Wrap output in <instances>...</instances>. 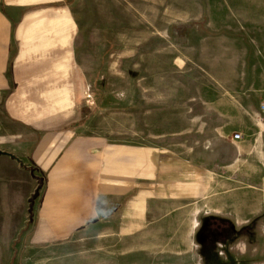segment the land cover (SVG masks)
I'll return each mask as SVG.
<instances>
[{
	"label": "rangeland",
	"instance_id": "obj_1",
	"mask_svg": "<svg viewBox=\"0 0 264 264\" xmlns=\"http://www.w3.org/2000/svg\"><path fill=\"white\" fill-rule=\"evenodd\" d=\"M65 6L45 12L43 21L68 17L72 122L116 147L120 158L123 148L147 151L158 167L148 170L143 200L132 198L134 226L126 238L95 229L54 236L37 217L42 189L29 206L23 198L37 182L21 176V189L10 191L15 201L0 194V264H264V114L256 113L264 100V0ZM73 93L79 105L71 104ZM46 104L28 107L33 119ZM50 108L53 118L62 113ZM241 200L259 212L235 209ZM197 212L200 227L192 236ZM237 221L244 226L237 229ZM237 240L247 243L246 254L236 250Z\"/></svg>",
	"mask_w": 264,
	"mask_h": 264
},
{
	"label": "crops",
	"instance_id": "obj_2",
	"mask_svg": "<svg viewBox=\"0 0 264 264\" xmlns=\"http://www.w3.org/2000/svg\"><path fill=\"white\" fill-rule=\"evenodd\" d=\"M65 2L0 0V194L3 199L6 191L9 201H15L10 191L18 192L19 178L22 176L26 182L29 176L42 191L36 188L23 201L32 206L37 190L40 191L37 217L54 236L64 238L95 229L98 233L107 232L108 238L118 234L119 238H126L131 236L134 226L132 198L143 200L142 188L150 180L148 170L157 169L158 162L147 151L130 147L123 148L120 158L116 147L83 133L72 122L68 17L64 15L62 21V15H58L49 24L43 21L45 12L61 11L66 8ZM42 26L48 30H40ZM53 76L58 80L54 79V84ZM53 86L55 93L51 91ZM70 86L75 90L73 84ZM42 102L48 106L39 108L33 119L28 107ZM51 103L62 110L54 118ZM71 104H80L76 93ZM261 105L264 100L256 104L258 115ZM1 131L12 132L1 134ZM20 131H28L29 136L35 137L24 139ZM3 135L8 140H3ZM133 183L139 186L133 187ZM135 188L140 191H133ZM255 207L256 213L259 212V205L254 206L248 200L235 201V209L243 213H250ZM121 208L119 223L115 224L117 210ZM141 217L142 213L138 219ZM112 263L115 262L109 259L108 264Z\"/></svg>",
	"mask_w": 264,
	"mask_h": 264
},
{
	"label": "clouds",
	"instance_id": "obj_3",
	"mask_svg": "<svg viewBox=\"0 0 264 264\" xmlns=\"http://www.w3.org/2000/svg\"><path fill=\"white\" fill-rule=\"evenodd\" d=\"M198 216H199V213L198 212L195 213L194 216H193V219L191 221V224H190L189 234L192 235V236L195 235V232L200 227V222H199ZM235 225H236L237 229H239L242 226H244V223L240 222V221H237L235 223ZM220 246L221 245L218 244V249H220ZM234 246H235L236 250H238L240 252L241 255L246 254V252H247V243L246 242L241 241V240H237L234 243ZM219 255H223V254L221 252H219Z\"/></svg>",
	"mask_w": 264,
	"mask_h": 264
},
{
	"label": "built area",
	"instance_id": "obj_4",
	"mask_svg": "<svg viewBox=\"0 0 264 264\" xmlns=\"http://www.w3.org/2000/svg\"><path fill=\"white\" fill-rule=\"evenodd\" d=\"M260 110H261V113L264 114V105H261L260 106ZM234 140L238 141L240 140V136L238 134H236L234 137H233Z\"/></svg>",
	"mask_w": 264,
	"mask_h": 264
},
{
	"label": "flooded vegetation",
	"instance_id": "obj_5",
	"mask_svg": "<svg viewBox=\"0 0 264 264\" xmlns=\"http://www.w3.org/2000/svg\"><path fill=\"white\" fill-rule=\"evenodd\" d=\"M233 229V228H232Z\"/></svg>",
	"mask_w": 264,
	"mask_h": 264
}]
</instances>
